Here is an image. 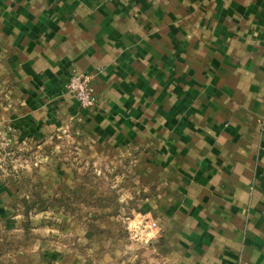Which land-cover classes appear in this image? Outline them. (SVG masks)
<instances>
[{"label":"crops","instance_id":"crops-1","mask_svg":"<svg viewBox=\"0 0 264 264\" xmlns=\"http://www.w3.org/2000/svg\"><path fill=\"white\" fill-rule=\"evenodd\" d=\"M80 73L86 111L67 90ZM0 83L6 145L40 153L0 174V247L27 219L24 180L73 187L58 147L122 162L114 207L36 214L0 264H264V0H0Z\"/></svg>","mask_w":264,"mask_h":264},{"label":"trees","instance_id":"trees-1","mask_svg":"<svg viewBox=\"0 0 264 264\" xmlns=\"http://www.w3.org/2000/svg\"><path fill=\"white\" fill-rule=\"evenodd\" d=\"M90 177L89 171L78 173L74 170L73 187L57 195H45L35 185H28L30 196L22 200L23 213L27 219L20 223L19 234L3 235L0 252L16 253L30 246V239L33 236L29 220L31 215L54 210L79 220L82 219V209L103 210L110 207L117 195L108 187H101L100 181L97 182V185L93 184L92 188L87 187ZM97 191L104 192V195L95 197Z\"/></svg>","mask_w":264,"mask_h":264},{"label":"rangeland","instance_id":"rangeland-1","mask_svg":"<svg viewBox=\"0 0 264 264\" xmlns=\"http://www.w3.org/2000/svg\"><path fill=\"white\" fill-rule=\"evenodd\" d=\"M11 90H12L11 85L0 83V129L3 127L2 123H4L3 116L6 117L5 113H7V110L9 109L8 107L10 104V98H8L9 97L8 92ZM70 138H72V137L71 136L66 137L64 140H69ZM5 139H6L5 134L0 130V174L14 173V174L18 175V174L22 173V171H32L34 168H36L33 165L35 162H37L38 165H40V162L36 161V157L40 153L37 152L35 147L34 148L32 147L31 149H27V150L14 149V148H11V147L6 145ZM66 149H67V152H65V151L63 152L64 157H65V154H67L68 157L71 155V158L68 159L66 164H72L74 167L80 168L79 171L74 169L78 173L89 171L91 173V176H92L93 174H95V170H99L100 177L98 179H96L95 181L92 180V182H93L92 185L93 184L97 185V182L100 181L101 187H108L111 191H113L114 194L117 195V198L113 202L112 206L115 205L118 202V196L120 195V189H121L120 181L122 178V162L116 163V164L112 163V166L109 163H108L109 165L108 164L106 165L103 163H97L94 166L90 164V166H88V167H84V166L82 167L83 162L78 163L77 161H74V160L72 161V159H73V156H72L73 153L72 152H74V150L72 149L71 145H65L64 144V147H61V146L58 147L56 154H59L62 152V150H66ZM90 179H91V177H90ZM23 182L26 183L25 184L26 186L31 185V184L35 185L42 193H44L45 195H48L44 190H42L40 188L39 183H37V182L36 183H29V182H27V180H24ZM74 182H75V179L73 176L72 186L74 185ZM64 192H66V191H64ZM117 209L118 208H115L114 210H112L110 215L116 216L117 215ZM82 213H84L86 215V210L82 209ZM84 214L81 216L85 217ZM33 216H35V215H31L30 217L32 218ZM76 221H78V220H76ZM30 222H31V220H30ZM31 227L33 230L34 226L32 225V223H31ZM18 229H19V226H18L17 230L12 229L11 231L2 233L1 234V240H2L4 234H19L20 231ZM120 232H118L114 235L115 239L122 237V233H120ZM107 233H108V230H107ZM119 233H120V235H118ZM132 238L136 239L134 237V235H132ZM0 249H1V247H0ZM159 264H162V263L160 262Z\"/></svg>","mask_w":264,"mask_h":264},{"label":"built area","instance_id":"built-area-1","mask_svg":"<svg viewBox=\"0 0 264 264\" xmlns=\"http://www.w3.org/2000/svg\"><path fill=\"white\" fill-rule=\"evenodd\" d=\"M91 75L85 74V73H80L77 75H74L70 78L68 84H67V90L73 96L76 98L78 104H79V109L81 111H86L94 106L95 99L93 96V88L91 86ZM141 225H138L134 227L135 230L140 231ZM147 229L150 232H155L157 233V225L151 221L147 225ZM139 236H141L139 234Z\"/></svg>","mask_w":264,"mask_h":264}]
</instances>
